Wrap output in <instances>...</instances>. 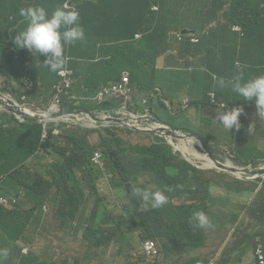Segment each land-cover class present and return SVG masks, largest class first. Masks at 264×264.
Returning <instances> with one entry per match:
<instances>
[{
  "label": "trees",
  "instance_id": "trees-1",
  "mask_svg": "<svg viewBox=\"0 0 264 264\" xmlns=\"http://www.w3.org/2000/svg\"><path fill=\"white\" fill-rule=\"evenodd\" d=\"M65 2L70 6L74 5L79 10L81 17L82 14L84 15L80 21L81 24L84 19L90 16L98 17L102 21L108 22L113 29L130 31L129 39L132 42L128 44L127 49L122 51L123 54L113 56L104 62L106 79L101 85H107L109 82L117 80L121 71H128L131 82L141 92L151 94L155 88L153 61L165 51L164 42L169 33L175 31V37L182 40V31L189 30L187 32L190 35L188 42L192 38H198L200 44L196 47V52L205 56L209 52L210 40L214 34V32H207V29L221 25L231 27L239 25L242 28L240 33L244 34L243 37H240V34L237 36V43L241 47L238 55L234 57L236 74L241 65L245 66V70L252 65H264V58H259L264 55V46L260 47V44L264 43V0H60L59 2L31 0L28 3L22 0L6 1L3 16L7 18L4 23L6 27L14 28L11 41L15 31L26 25L24 18L20 15L21 8L29 5H42L51 13L54 8ZM153 4L159 6L158 12L151 11ZM180 5L188 7L186 12H182ZM203 9L208 11L204 12ZM187 11H191V13L187 14ZM138 13L143 15V22L137 26L135 20ZM179 15L182 16V24L178 21ZM152 17L156 21H152ZM168 27L171 28L169 33L167 32ZM136 33H142V37L139 41L133 42ZM254 41H256V45L252 49ZM83 42L84 40L68 44L66 48V56L69 58L68 69H70L69 63L72 56L75 55V49ZM146 42L152 45L148 52L146 47H141ZM0 47H3L2 43H0ZM256 53H260V55L251 60L252 55ZM117 60H121L124 66L118 68L119 72L114 74ZM237 64L240 66L237 67ZM200 66L203 69H208L206 72L209 74H217V70L214 69L216 66L209 59L204 58ZM90 74L91 71L88 72V76ZM262 74H264V70ZM71 77L75 78V73H72ZM0 78L3 80L0 92L10 94L20 106L36 107L38 111L42 112L46 111L41 107L48 106L53 93L61 88L57 82L37 81V77H35L32 84H29L41 89L45 98L40 99L38 103H33L29 97L30 87L28 84H22L24 77L1 62ZM84 82L94 97L100 94L99 87L101 85L98 86L95 81L85 80ZM210 93H215L219 103L229 102L225 95L213 90L211 86L205 89L204 102L209 103ZM79 101L73 105H64L60 99V111L84 110L91 107L87 102ZM93 104L95 106L91 109L107 112L109 110L105 102L100 103L94 99ZM227 106L229 109L233 107L230 103ZM213 107L217 108L216 105ZM115 109L117 107H113L112 110ZM241 116L244 115L241 114ZM87 124H91L90 121ZM70 125H73L74 128H69ZM207 126L215 125L211 122ZM118 129L119 127L95 128L92 125L85 126L78 122L74 125L61 121H41L38 118L19 117L0 110V199L3 200V202L0 201V227L7 236L17 239L26 228L28 224L26 221L32 222L39 209L47 203L63 205V208L58 207L56 210H61L62 221L69 220L78 205L83 202L84 189L92 195L95 194L99 182L104 179L105 175L109 177L110 181H114L115 176L119 177L123 173L133 181L136 178L135 171L127 169L124 164L118 161L120 158L131 161L135 159L140 163V168L153 177V181L157 179L163 181V190L168 196L167 204L153 210L154 216L151 220L158 223L159 215L163 212H166L168 219L174 214L176 219L171 224L179 229L162 237L150 236L146 231L145 241L152 240L159 243V240L161 241L163 238L179 239L184 241L182 245L187 250H198L207 248L212 232L221 233L220 244L228 240L232 241L222 252L221 259L213 258L209 261L208 259L197 261V259L190 264L212 262L228 264L230 260H227L226 257L235 252L240 253V260L246 254L253 252L254 262L258 264L255 252L258 249L264 252L263 179L247 180L226 175L225 177L229 178L226 181L222 174L211 173L217 180V185L225 184L228 196L225 195L224 198L219 197L218 199H212L209 193L207 196L213 203L221 200L229 208L236 209L235 212L226 215L231 221L230 223L227 222V217L219 221L222 211L213 214L207 203L186 205L185 210L174 211L173 200L176 194L170 186H165L164 178L180 182L183 185L192 182L197 189H205L206 192H208V181H200L197 168L186 160H179L181 153L175 154L174 148L170 144L166 147L157 144V140L167 142L165 138L128 128L121 129V134H123L121 136L118 135L120 133ZM78 135L85 139H90L94 135L96 142L92 147H89L78 138ZM133 137L134 140H132ZM139 139H152L154 144L151 147L134 145L133 148L132 145L136 144V140ZM207 140L210 139L207 138ZM98 151L102 153V167L91 162L94 153ZM214 157L217 158L216 155ZM236 163L241 168L249 165V161L244 160H239ZM188 172H192V174L189 175ZM135 187L156 190L153 183ZM135 187L129 186L123 189V194L129 195L127 191ZM136 199L132 198L131 204L136 205L135 211H142L141 205L139 206L140 200L137 197ZM196 211L204 212L212 226L209 228L193 227L190 220ZM57 216L56 214L55 218ZM169 221L171 222V220ZM91 246L98 247L99 245L92 242ZM142 250L144 264H149L144 247ZM32 262L39 264V260L36 262L32 260ZM60 263L67 264L66 261L61 262V260ZM156 264L161 263L158 260Z\"/></svg>",
  "mask_w": 264,
  "mask_h": 264
},
{
  "label": "crops",
  "instance_id": "crops-1",
  "mask_svg": "<svg viewBox=\"0 0 264 264\" xmlns=\"http://www.w3.org/2000/svg\"><path fill=\"white\" fill-rule=\"evenodd\" d=\"M6 1H19V0H6ZM5 0H0V43L3 44V47H0V62L6 64L8 68L15 70L16 73H19L21 77H24V80L27 84L31 83L32 80H35L37 77V81L39 80H48V83L57 82L59 80L60 73H53L48 70V68L44 67L43 56H35L27 49L18 47L14 39H12V31L14 28H7L4 24L6 19L3 16V8L6 5ZM25 3L30 2L31 0H22ZM40 1H48V0H40ZM59 2L60 0H55ZM182 12H186L185 5H180ZM203 11H208L204 10ZM191 11H187V14H190ZM84 18L80 16V21ZM169 20V19H168ZM83 27L86 33V38L83 44L75 49V55L72 56V60L69 63L70 69L72 73H75V80L79 79V75L83 76L85 74L88 75V72L91 71H104V62L111 59L113 56L122 55L123 50L128 48V44L130 43L129 35L130 31H125L121 29H113L109 26V23L106 21H102L98 17H89L84 19ZM26 25H23L19 29L15 31L14 36L18 31L22 30ZM171 28H167V32L169 33ZM189 31V30H188ZM186 30L182 31V40H178L175 37V31L169 33L167 35V39L164 42L165 51L159 58L154 62V82H155V93H151V98L147 97L145 93H135V97L138 105L144 102L145 107L139 111L134 112L136 115H151L153 111H158L159 108H169L170 112H175L173 105L178 104V101L181 99H186L187 95L190 94L195 101H198L202 104V113L204 114L205 108L209 110V114L216 113V110L219 108L213 107L212 105V95L215 93L209 94V103L207 101L204 102L205 99V89L208 86H211L213 90L219 92L222 95H225L232 106H241L245 105L247 110V115L251 112L255 111L253 106L247 105L241 97H239L235 92L232 91L231 87H225L223 89L219 87H214L213 76L215 75L217 78L223 77L226 81H230L234 75H236V67L234 63V57L238 55L240 51L241 45L237 43V36L240 34V37H243L244 34H241L239 29L234 26H214L212 28H208L207 32H214L213 37L210 40L209 52L204 56L198 54L196 52V47L200 44L199 42H188V37L190 36ZM14 38V37H13ZM139 41V40H137ZM136 41V42H137ZM66 46V45H65ZM151 43L146 42L145 45H142V48L147 49L149 51ZM254 49L255 46H252ZM66 54V50H65ZM260 53H256L252 55L251 60L255 59L256 56H259ZM209 59L212 61L213 65L216 66L214 69L217 70V74H209L206 71L208 69L201 68V64L203 59ZM259 58H264V55ZM149 61V60H148ZM124 63L120 60L115 62V71L114 74H117L118 68H122ZM239 67L240 65H236ZM67 69V67H66ZM213 69V68H212ZM240 70V69H239ZM238 70V71H239ZM264 70V65H252L247 70L243 69L244 79L248 80L250 78L261 75ZM64 72V71H63ZM129 73L128 71H121L120 73ZM220 77H219V76ZM92 77V75L90 74ZM106 79V78H105ZM2 79L0 78V86H2ZM112 82V81H111ZM110 83V82H109ZM75 84V83H74ZM208 85V86H206ZM206 86V87H205ZM102 87V86H101ZM205 88V89H204ZM202 95H201V90ZM155 94H160L163 98L164 102L160 100V96L158 99ZM71 97L74 99L71 100V104H75L77 100L81 98L80 95L73 96L70 93ZM164 95L166 98H164ZM83 96V95H82ZM216 100V95H215ZM217 101V100H216ZM187 102V103H186ZM192 102L185 101L186 108L190 107ZM219 105L223 103H219ZM105 104H109L105 102ZM175 106V105H174ZM31 109L38 110L36 107H30ZM140 108V106H139ZM138 108V109H139ZM94 116L105 113L107 111L99 110V109H88ZM109 111V110H108ZM79 115V114H76ZM174 116L177 114H173ZM165 120V119H164ZM166 121V120H165ZM241 128L235 131H228L230 135L229 138L226 137H215L211 133L209 135V139L203 138L199 133L200 137L203 141L211 146V141H213V145L215 146L214 141L224 142L223 139L228 141H232V145L235 152H239L237 146L235 145V139L238 137H245L249 140V149L242 155L238 156L235 160V163L239 160L249 161V163L253 161H261L264 162V156L261 153H257L254 155L256 151L255 143L256 139L254 135H260V129H256L253 126V123L256 119H249L247 116L240 117ZM260 125L262 122H260ZM252 124L254 131L250 134L247 129L248 126ZM152 127H156V125L151 124ZM182 133V129L180 126L175 125ZM210 132L214 128V126H206ZM185 134V133H184ZM264 135V134H261ZM231 140V137H233ZM209 143V144H208ZM103 157L101 158V163L103 166ZM219 160V159H218ZM136 164H132V170L138 171L140 170V163L137 160ZM237 165V163H236ZM264 166V164H261ZM238 166V165H237ZM222 172L214 171L215 173H220L223 175L224 179L227 181L229 178L225 177L226 175H232L239 179H243V177L233 174L228 171H224L219 169ZM144 172V171H143ZM249 172H255L253 169ZM145 175H150L144 172ZM111 176V175H109ZM107 177L105 175L104 179L107 181ZM109 178V177H108ZM171 180V179H170ZM219 181V180H218ZM220 182V181H219ZM100 183V182H99ZM110 185L114 187H119L115 185L114 181L108 182ZM165 186H170L176 197L173 200V204L175 206L174 211H179L180 209L185 210L186 205L191 204H204L207 203L210 206V211L213 214L218 213L221 210V206L219 204V200L217 203H213L210 198L204 200L203 203H190L192 199L199 200L200 198L197 196L196 192H184L182 189L178 188L176 181H166ZM148 184V183H147ZM180 185H183L179 182ZM141 185V184H140ZM180 187V186H179ZM221 189H225V184L220 186ZM97 188H101L98 184ZM157 190V189H156ZM160 190V189H159ZM102 190L100 189L97 193L93 194L90 199H86L82 208L76 210L72 217L69 218L72 225L68 227V231L64 233H52L48 237H43L45 232V226H52V217L50 216L51 207L45 206L44 213L39 217L38 222H34L35 218L39 216V212L31 221H26L28 224L26 228L22 231L21 235L18 236L17 239H13L11 236L8 237L4 230L0 227V249L7 248L9 250V255L7 259L4 261V264H29L27 258H31L34 262L39 260L40 258H50L49 254L52 253L54 256L51 258V261L54 260L56 264H61L60 260L63 258V253L67 254L68 261L67 264H71L73 259L75 258L76 262L83 264L89 256V252L98 254V258L93 259L89 264H123L120 260L121 254L124 250L125 244L127 242V236L123 234L121 227L130 228L131 224H134L136 221H139L141 227L148 232L150 236L153 237H162L172 231L179 230L175 228L171 223L176 219V216L172 214L169 219L166 215V212H163L159 215V222L155 223L150 219L146 220L143 217L137 215L134 211L136 207L135 204H131L132 201L127 204L128 212L127 214L119 213L118 211H112L110 205L113 204H104L108 202V198L111 196L109 192H104L101 194ZM225 197V195L221 194ZM218 197V198H219ZM216 198V199H218ZM129 197L125 194L119 196V203H128ZM187 200V202L179 206L176 204V201ZM211 202V204L208 203ZM115 206V205H113ZM215 207V209H214ZM133 210L132 214L129 212ZM56 211V210H55ZM54 211V212H55ZM126 215H128L126 217ZM154 216V215H153ZM50 219V223L48 222ZM171 220V222L169 221ZM54 222H57L54 218ZM62 225L63 222L60 221ZM112 227L114 229H112ZM219 237L222 236L221 233H216ZM35 236V240H30V238ZM66 237V244L60 243V238ZM168 239V240H167ZM163 238V241L166 243L168 248V253L163 257L161 263V257L159 262L161 264H171L172 258L174 255V250L177 248L181 251H187L186 248L182 245L183 240L179 239H169ZM106 241V242H105ZM211 243L207 246V250H213L212 253L207 254L208 261L213 258H220L222 252L229 244V242H225L220 244L218 247L215 246V242L217 241V236L209 238V242ZM231 242V240H229ZM52 242H55L54 251ZM97 243L98 247H92L91 243ZM160 242V240H159ZM107 243H111L108 245ZM160 245V243H158ZM143 245L138 248L139 259L137 264H144V256L143 254ZM160 249V248H159ZM27 250V252H25ZM47 252L45 253V251ZM78 252L80 255L78 257ZM252 252L246 254L242 260L239 259L238 254L235 252L231 256L226 257L227 260H230L228 263L234 264H255L254 255ZM147 257V256H146ZM148 263L153 264V262L147 257ZM197 259L185 260L181 264H190L192 261ZM206 259H198L197 261H204ZM97 261V262H96ZM40 264V260H39Z\"/></svg>",
  "mask_w": 264,
  "mask_h": 264
},
{
  "label": "rangeland",
  "instance_id": "rangeland-1",
  "mask_svg": "<svg viewBox=\"0 0 264 264\" xmlns=\"http://www.w3.org/2000/svg\"><path fill=\"white\" fill-rule=\"evenodd\" d=\"M152 21H156V19L154 17L151 18ZM178 21L182 24V16L179 15L178 17ZM143 22V15L141 13H138L136 20H135V25H140ZM256 45V41L252 42V46ZM262 46H264L263 44H260V47L262 48ZM253 48V47H252ZM65 73H67V75H69L70 73L65 70ZM91 76H88L87 74L83 76L79 75V79L77 80H71L72 82H75L74 86L71 87V94L75 97L77 95H80L81 98L79 100H82L83 102H87L89 105H91L90 108H86L84 110H88L93 108L95 105L93 104L94 99L96 101H99L101 103L106 102L107 100L109 101V104L107 105V107L109 108V111H111L114 107V103H115V97H116V92L115 90H113L112 88L114 87V84H110L108 87H105L107 89V93L108 95L106 97H99V95H97V97H94V95H92L90 89L85 85V80L88 81H95L96 84L98 86H100L106 78V73L105 71H92ZM22 84H27L26 81L24 80V82H22ZM28 86L30 87V93H29V97L30 100L33 103H38V101L40 99H44L45 96L42 92L41 89L36 88L30 84H28ZM208 86V85H206ZM205 86V87H206ZM19 88V87H18ZM115 88V87H114ZM0 89H2V87L0 86ZM205 89V88H204ZM204 89L201 90V95H202V91H204ZM90 91V93H89ZM88 92V93H87ZM3 95H5L7 97V95L11 96L10 94H6L3 92H0ZM83 95V96H82ZM156 98L158 99V96H160V94H155ZM12 97V96H11ZM147 97L151 98V94L149 92H147ZM160 100H162V102H164L163 98L160 96L159 97ZM164 98H166V96L164 95ZM24 100H26V98H24ZM76 101L80 102V101ZM188 102H192L190 107L186 108V105L184 104L185 101ZM187 103V102H186ZM175 105V106H174ZM173 108L175 110V112H170L169 108L167 107V110L165 108L160 107L159 108V112L158 111H153L151 113L152 116H155V113H159V115L161 116L162 119H165L166 121L162 120L166 122L168 125L171 126H180V128L182 129V131L189 135V134H193V133H199L203 138H208L210 133L215 136V137H226L229 138L230 140V135L228 133V131L215 119L216 113L213 114H209V110L207 108H205L204 110V114L202 113V104L199 103L198 101H195V99L188 94L186 99H181L178 101V104H174ZM49 105L48 106H44L41 107L44 111H47ZM2 110V109H0ZM177 114V115H173V114ZM249 119H256V121L253 123V126L256 129H260L261 134H264V125H260L262 122V124H264V115H257V110L251 112L249 115H246ZM74 121H77L80 124H83L85 126H90L92 124H87L84 121H80L78 120L76 117H73ZM65 122H72L71 119L69 118H65L64 119ZM213 123L215 126L212 129V131L210 132V130L206 127L207 124L209 123ZM74 126L70 125L69 128H71ZM176 127V126H175ZM123 128L119 127L118 131L120 132L118 135L123 136L122 130ZM254 135L255 139H256V143H255V147H256V151L254 153V155H256L257 153H261L264 156V135ZM78 138L81 139L82 141H84L89 147H92L93 144H95L96 142V136L93 135L92 138L90 139H85L82 136L78 135ZM234 136L231 137V140H233ZM166 139V138H165ZM132 140H134V137L132 138ZM224 142H220V141H214L215 146L213 145V141L209 142L211 143V146H208L209 150L218 157L219 161L222 162L223 164L226 165H236L235 160L238 156H242L248 149H249V140L248 138L245 137H238L235 139V145L237 146L239 152H235L233 145H232V141L230 143V141L223 139ZM156 142H158L157 144H161L162 146L166 147L167 145H169L170 143L173 145H171L174 148L175 154H177L178 152L181 153V155L179 156V160H186L188 161L191 165H193L194 167L197 168L198 170V179L200 181H208L207 184V191L205 189H197V187L192 183V182H187L185 185H180L179 182L176 181V184L178 185V188L182 189L184 192H196L197 196L200 198L199 200L196 199H192L190 201V203H203L204 200L207 198V193H209L210 197L212 199L214 198H218L219 196L226 195L228 196V193L226 192L225 189H221V187L219 185H217V180L214 179L213 175L211 174L214 171L217 172H222L219 169H217L216 167H211L209 168V162H212L211 160H208L209 162L204 160L203 155L206 154V151L203 149L202 145H199L197 143L194 144V147L192 149L191 152H188L186 150V146L184 144V142L182 141H177L174 140V142H164L163 140H157ZM208 143V144H209ZM154 144L153 140H136V144H133V148L134 145H138L141 147H151ZM250 150V149H249ZM194 154H193V153ZM99 155H102L101 151L97 152ZM200 155V158H199ZM120 163L124 164L125 167L127 169H131L132 168V164H136L135 161H131L129 159H122L120 158L119 161ZM136 174V178L131 181L129 180L123 173L118 177L115 176L114 179V183L115 185H118L119 187H114L112 185H110L108 182L110 181V179L107 177V181L102 180L99 183V186L101 188H97V191H95V193H97L100 189L102 190L101 194L103 195L104 192H109L110 193V197L108 198V202L104 203V204H113L110 205L112 211H118L119 213H124L127 214L128 212V207L127 204H129L131 202V199H136L135 196H133L132 194V190L129 189L127 191V193L129 195H126L129 197L128 203H123L120 204L119 203V196L123 194V189L128 188L129 186L135 187L138 186L140 184H147V183H153V187L155 189H160L163 190V181L161 179H157L156 181H153V177L151 175H145L143 170L140 169L138 171H135ZM189 175L192 174V172H188ZM164 180L166 181H171L169 178H164ZM180 186V187H179ZM164 191V190H163ZM53 196H54V190H53ZM93 195L89 193L88 190L84 189V199L83 202L80 203L78 205L77 210L81 209L83 204L85 203L86 199H90ZM187 202V200H182V201H176V204L179 206L184 205ZM209 204H211L210 201H208ZM219 204L221 206V211L222 213L219 216V221L223 220L225 217H227V222L230 223L231 221L228 219V216L230 213L235 212L236 209L235 208H229L224 201L219 200ZM50 206L51 207V213L50 216L52 217V226L50 227L49 225L45 226L44 230V234L43 237H48L49 235H51L52 233H58V231H60V233H64L68 231V227L70 225H72V223L70 222V220H65L62 221L61 220V210H56V208H63V205H59L58 203L54 204V203H47L45 206ZM141 205V201H139V206ZM44 207L39 209V216L35 218L34 222H38L39 217L44 213ZM215 209V207H214ZM56 210V211H55ZM55 211V212H54ZM135 211V210H134ZM137 213V215H139L140 217H143L145 219H150L153 217L154 215V211L150 210V211H135ZM133 210H131L129 212V214H132ZM58 215L57 218H55V215ZM128 215H126L127 217ZM54 218L56 219L57 222H54ZM60 221L63 222V224H60ZM48 222L50 223V219H48ZM112 229H114L112 227ZM121 230L123 231L124 236H127V242L125 244L124 250L121 254L120 260L122 261L123 264H137V261L139 259V254H138V248L141 245H145V230L141 227L139 221H136L134 224L130 225V228H123L121 227ZM211 237L217 236V241L214 243L216 247H218L220 245V237L212 232L210 234ZM30 240H35V236L30 238ZM60 243L62 244H66V237H64V239L61 237L60 238ZM227 242H230L229 240ZM232 242V241H231ZM160 245L158 244L159 248H160V257H161V263L163 260V257L165 255H167L168 253V248L166 246V243L161 240ZM211 243V241H208V245ZM52 246H53V251H54V246H55V242H52ZM150 248V246H148ZM213 250H207V248H202V249H198V250H187V251H181L178 248L176 250H174V257L172 258L171 264H181L183 261L190 260V259H207V254L212 253ZM47 252V250L45 251V253ZM238 257L240 256V253H237ZM252 255H254V253H251ZM80 255V252H78V257ZM54 255L52 253L49 254L50 258H40V264H56V262L53 260L51 261V258ZM98 258V254L89 252V256L88 259L83 263V264H89L90 262H92L93 259H97ZM55 259V258H54ZM29 264H33L32 259L31 258H27ZM63 261H68V256L67 254L63 253V258L61 259V262ZM97 262V261H96ZM71 264H80L79 262L75 261V258L73 259V261L71 262ZM209 264H215V263H209ZM230 264V263H228Z\"/></svg>",
  "mask_w": 264,
  "mask_h": 264
},
{
  "label": "clouds",
  "instance_id": "clouds-1",
  "mask_svg": "<svg viewBox=\"0 0 264 264\" xmlns=\"http://www.w3.org/2000/svg\"><path fill=\"white\" fill-rule=\"evenodd\" d=\"M155 6H157L159 10V6L153 4V6L151 7V11H153L152 8ZM158 10L153 12H158ZM20 15L24 18L26 26L22 30L18 31L17 34L14 36L13 39L15 44L18 47L27 49L35 56H43L44 60L42 65L48 68L49 71L53 73H61L67 70L70 73L69 78L71 80H75L76 77H71L72 72L69 71L68 68L66 69L69 58L66 56L65 50L68 44H75L77 42L85 40L86 38L84 27L80 23L79 10L74 5L70 6L67 2L58 5L51 11V13H49L48 10L42 5H29L25 8L20 9ZM234 27H239V30H242L239 25H234ZM141 37L142 33H136L134 35L133 42L140 40ZM130 42L132 41L130 40ZM158 58L153 61V64ZM244 67V65H241L238 73L234 75V77L230 81H226L223 77L217 78L214 75V87H219L223 89L225 87L230 86L232 91L235 92L239 97H241L247 105L253 106L255 108V111L257 110V115H264V74L245 80L243 74ZM74 83L75 82L71 81V87L74 86ZM112 83L114 84L116 92L114 107H117V109L96 116L92 114L93 116H91L89 114L77 113V110L60 111V99L64 103V105H70V99H73V97H71L70 95L71 87L65 88V81L60 79L59 77L57 84L59 87H61L60 89L63 90L59 91L58 93L59 113L54 114H61L66 112V115L60 117L56 121L75 125L77 121H74L73 117L85 118L91 120L90 123L93 127L99 128L98 126L101 124H108L107 121H103L106 118L135 117L136 114L134 112H139L145 107L144 102L138 105L135 93L143 92H141L131 82L130 74L126 72L122 74L120 73V76L117 80L112 81L107 85H101L102 87H99V91L104 89L105 87H108ZM155 92L156 89L154 88V92L152 93ZM56 93L57 92L53 93V96L49 103V107L56 102ZM9 97L12 98L11 96ZM43 113L51 112L47 110ZM241 114H243L244 116H241ZM246 115L247 110L245 105L233 106L229 109L227 104L223 103L216 110L215 119L229 132H239L238 130L241 128L240 117H245ZM65 118L71 119L72 122H65ZM40 120L46 121L42 119ZM247 131L250 134L254 131L252 124L248 126ZM261 164H264V162L253 161L243 168L235 165L232 166L241 168L249 172L252 169L254 171H260L264 169V166ZM241 177L247 180H264V178L262 177L256 178L255 175L247 174V172L242 173ZM132 194L141 201V210L145 212L159 209L168 203V196L163 190H153L147 187H135L132 189ZM190 224H192L193 227L198 228H209L212 226L208 216L202 211H196L193 213L190 220ZM8 255L9 250L7 248L0 249V264H4V261L7 259Z\"/></svg>",
  "mask_w": 264,
  "mask_h": 264
},
{
  "label": "water",
  "instance_id": "water-1",
  "mask_svg": "<svg viewBox=\"0 0 264 264\" xmlns=\"http://www.w3.org/2000/svg\"><path fill=\"white\" fill-rule=\"evenodd\" d=\"M0 109L14 114L19 117H34L42 120H51L56 121L62 116H65L66 113L54 114V113H43L38 110H34L31 108H26L18 105L14 99L9 96H5L0 93ZM77 113L81 114H89L91 116L92 113L87 110H77ZM161 116L159 113H155V116L152 115H136L135 117H123V118H106L103 121H107L108 124H101L99 128H107V127H126L133 131L144 132L146 134H154L162 138H166L167 141L174 142V140L182 141L184 143H188L189 141H194L195 143L202 145L203 149L206 151L209 159L214 163L216 168H220L224 171L231 172L233 174H237L239 176L242 173L247 172V174L255 175L256 178H264V169L255 172H248L241 168H237L235 166L226 165L217 160L216 157L211 153L208 145L203 141L198 133L193 134H184L175 126L168 125L166 122L161 121ZM159 123V124H157ZM151 124L156 125V127H152ZM171 144V143H170ZM172 145V144H171ZM173 146V145H172Z\"/></svg>",
  "mask_w": 264,
  "mask_h": 264
},
{
  "label": "built area",
  "instance_id": "built-area-1",
  "mask_svg": "<svg viewBox=\"0 0 264 264\" xmlns=\"http://www.w3.org/2000/svg\"><path fill=\"white\" fill-rule=\"evenodd\" d=\"M153 11H157L158 7L155 6L152 8ZM239 29V27H236ZM180 39V38H178ZM192 42H199V40L197 38H193L191 39ZM60 79L65 81V88H70L71 87V79L69 78V75H67V73L65 72H61L59 75ZM113 90H115V88H112ZM63 89H59V91H62ZM59 91H57L56 93V102L54 104H52L48 111L51 113H59V104H58V93ZM108 95L107 93V89H102L100 90V94L99 97H106ZM212 105H216V106H220L217 101L215 100V95H212ZM80 121H84L85 123L91 121L90 119H85V118H77ZM101 158L102 155H99L97 152L94 153L93 157L91 158L92 163L101 166ZM1 202H3V200L0 199ZM150 246V248L148 247ZM144 247V251L146 256L153 262V264H156L157 261L160 258V249L158 244L155 241L152 240H148L145 242V245H143ZM25 252H27V250H25ZM256 258H257V262L258 264H264V252L261 249H258L255 252ZM215 263V262H212ZM198 264H203V263H198ZM216 264V263H215Z\"/></svg>",
  "mask_w": 264,
  "mask_h": 264
},
{
  "label": "bare ground",
  "instance_id": "bare-ground-1",
  "mask_svg": "<svg viewBox=\"0 0 264 264\" xmlns=\"http://www.w3.org/2000/svg\"><path fill=\"white\" fill-rule=\"evenodd\" d=\"M157 124H159V123H157ZM170 141H171V140H170ZM184 144H185V146H186V150H187L188 152H191L192 149H193V147H194L195 142H194V141H189L188 143H184ZM192 153H193V152H192ZM193 154H194V153H193ZM203 157H204V160H205V161L209 162L208 160H210V159L207 158L208 155L204 154ZM199 158H200V155H199ZM208 167H209V168H211V167H215V165H214L213 162H209Z\"/></svg>",
  "mask_w": 264,
  "mask_h": 264
},
{
  "label": "flooded vegetation",
  "instance_id": "flooded-vegetation-1",
  "mask_svg": "<svg viewBox=\"0 0 264 264\" xmlns=\"http://www.w3.org/2000/svg\"><path fill=\"white\" fill-rule=\"evenodd\" d=\"M26 107H30V106H26ZM66 113V112H65ZM208 147V146H207Z\"/></svg>",
  "mask_w": 264,
  "mask_h": 264
}]
</instances>
